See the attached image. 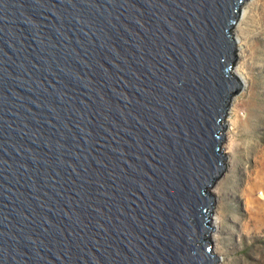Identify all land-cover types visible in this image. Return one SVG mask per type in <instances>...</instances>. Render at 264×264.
Segmentation results:
<instances>
[{
	"label": "water",
	"instance_id": "95a60500",
	"mask_svg": "<svg viewBox=\"0 0 264 264\" xmlns=\"http://www.w3.org/2000/svg\"><path fill=\"white\" fill-rule=\"evenodd\" d=\"M245 1L0 0V264H216Z\"/></svg>",
	"mask_w": 264,
	"mask_h": 264
},
{
	"label": "rangeland",
	"instance_id": "374dc122",
	"mask_svg": "<svg viewBox=\"0 0 264 264\" xmlns=\"http://www.w3.org/2000/svg\"><path fill=\"white\" fill-rule=\"evenodd\" d=\"M248 8L242 25L244 53L239 57L237 52L233 69L245 71L247 87L231 99L236 119L232 162L220 175L214 196L213 212L222 218L216 264L219 259L222 264H264V0H254ZM225 144L224 137L223 148Z\"/></svg>",
	"mask_w": 264,
	"mask_h": 264
},
{
	"label": "bare ground",
	"instance_id": "6f19581e",
	"mask_svg": "<svg viewBox=\"0 0 264 264\" xmlns=\"http://www.w3.org/2000/svg\"><path fill=\"white\" fill-rule=\"evenodd\" d=\"M253 1L254 0H247L241 5L240 14H239L240 17L238 18V20L236 21V23L233 27L234 28L233 29V35H234L235 45H236L239 57L242 56V54L244 53L243 46L245 45L244 36L242 34V29H243L242 25H243L244 21L246 20L247 16L249 15L248 6ZM233 69H234V67H233ZM234 73H235L236 77L239 79V81L241 82L242 88L239 91V92H241L243 89H245L247 87V76L245 75V71L238 66L235 69ZM234 98H236V96L233 97V99ZM234 111H235V109L232 106V102L230 100V105L227 109V114H226V124H227V128L225 130L226 144H225L224 148L222 145L223 153L226 156L225 166H227V170H230V165L232 162L231 161V154H232V148H233L232 136L234 133L235 121H236V119L234 117V114H235ZM223 175H224V173H223ZM222 179L223 178L221 177L218 180H216V184L213 186V190L215 193L214 196H216L218 194V189H219V186H220ZM218 201H219V199H217V204H216L217 207H218ZM221 223H222L221 215L219 214V212L217 210H215L213 212L212 241H213V247H214V250L216 252L217 257L220 256V252H219L218 248H219V244H220L219 233H220ZM222 262L223 261L221 259H219L218 264H222Z\"/></svg>",
	"mask_w": 264,
	"mask_h": 264
}]
</instances>
